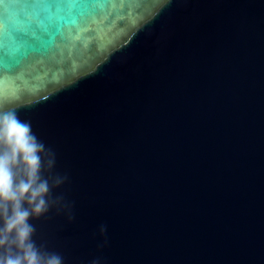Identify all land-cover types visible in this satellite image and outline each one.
<instances>
[{
	"label": "water",
	"instance_id": "water-1",
	"mask_svg": "<svg viewBox=\"0 0 264 264\" xmlns=\"http://www.w3.org/2000/svg\"><path fill=\"white\" fill-rule=\"evenodd\" d=\"M6 112L63 264H264V0H0Z\"/></svg>",
	"mask_w": 264,
	"mask_h": 264
},
{
	"label": "clouds",
	"instance_id": "clouds-1",
	"mask_svg": "<svg viewBox=\"0 0 264 264\" xmlns=\"http://www.w3.org/2000/svg\"><path fill=\"white\" fill-rule=\"evenodd\" d=\"M54 165V153L38 140L30 122L14 112L0 113V264H63L59 254L35 244L29 223L56 203L51 189L64 178L44 175ZM99 231L104 234L106 227ZM91 264H101L100 259Z\"/></svg>",
	"mask_w": 264,
	"mask_h": 264
}]
</instances>
